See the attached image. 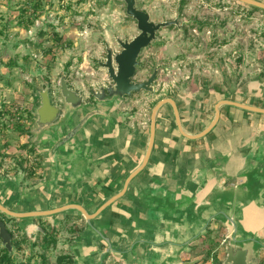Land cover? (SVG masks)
Wrapping results in <instances>:
<instances>
[{"label": "water", "instance_id": "obj_1", "mask_svg": "<svg viewBox=\"0 0 264 264\" xmlns=\"http://www.w3.org/2000/svg\"><path fill=\"white\" fill-rule=\"evenodd\" d=\"M123 1L139 33L131 40L119 39L118 52L107 48L101 65L112 84L94 90L93 102H85V96L69 86L67 73L59 81L61 102L53 101L49 86L37 92L28 133L43 158L44 179L27 188L22 186V168L12 178L0 174V215L15 220L32 247L44 235V224L55 227L68 217L83 218L85 228L76 232L69 246L73 264H105L109 256L123 264H196L208 257L185 261L182 254L192 252L190 244L207 235L215 220L224 227L221 264H260L264 124L234 128L183 168L166 160L138 179L151 166L163 107H171L183 139L200 141L217 127L225 107L264 115V81L227 83L228 96L214 104L210 123L197 132L187 131L188 121L173 96L160 99L152 108L140 157L127 164L123 159L133 156L143 131L132 132L127 123L130 114L120 106L135 93L153 91L156 69L146 81L134 79L141 53L158 39L159 31L180 24L178 19L156 23L139 8L138 0ZM234 1L264 11L262 0ZM187 85L183 82L175 93L188 103L187 115H193L198 111L196 98L186 100ZM204 103L198 115L204 113ZM163 151L162 155H172ZM116 163L125 170L121 178ZM0 241L8 256L16 258L13 235L1 218Z\"/></svg>", "mask_w": 264, "mask_h": 264}, {"label": "rangeland", "instance_id": "obj_2", "mask_svg": "<svg viewBox=\"0 0 264 264\" xmlns=\"http://www.w3.org/2000/svg\"><path fill=\"white\" fill-rule=\"evenodd\" d=\"M138 3L152 21L178 19L180 25L162 29L158 39L141 53L136 81L146 80L158 63L166 64L159 66L161 77L153 84L152 93L142 91L123 105L135 112L130 119L133 126L147 127L152 103L170 94L183 77L212 78L215 86H220L223 78L227 84L262 77L263 10L234 0ZM138 33L137 22L127 15L123 0H0V105L12 111L0 125H9V139L30 136L38 91L49 86L53 101L61 102L59 81L66 73L69 86L83 94L85 102H93L94 90L112 84L101 65L107 48L118 52L119 39L131 40ZM82 223L77 217H68L55 227L46 223L57 241L48 249L42 235L32 247L25 234L9 223L15 236L23 234L28 242L13 258L27 264H58L59 257L69 254L76 235L73 232ZM107 264L117 263L109 259Z\"/></svg>", "mask_w": 264, "mask_h": 264}, {"label": "crops", "instance_id": "obj_3", "mask_svg": "<svg viewBox=\"0 0 264 264\" xmlns=\"http://www.w3.org/2000/svg\"><path fill=\"white\" fill-rule=\"evenodd\" d=\"M251 79H256V78H251ZM257 79H261V81H264V70L262 73V77H259V78L257 77ZM237 82H238L237 83L238 86H241L244 83V81H242L241 84H239L240 83L239 81ZM205 89L199 88L198 90L192 91L188 89V85H187L186 90L183 91V95H185L186 100L196 98L194 99V102H196L194 104L196 106L195 110H198V111H196L193 115H187L186 113L188 112L187 109L189 107L187 102L177 97L176 93H175V96H173L179 103L182 115L186 118V121H188V124L186 123L185 127L187 131L189 132H197L203 129L204 127H206L210 123L213 117L214 104L218 100L228 96L226 95L228 88L227 90H213V88L212 89L209 88V93H206V94H205ZM176 90L181 91L180 88ZM194 95H196V97H194ZM203 100L205 101V103ZM125 101L120 106V110L125 111L122 108ZM202 102L204 103L203 105L204 113L202 115H198L200 112L199 107ZM127 123L130 129L132 130V132L143 131V135L139 141L138 147L135 153L133 154V156L131 158L123 159L127 164L132 165L138 160V158L141 155V152L143 151L145 141L147 138L149 125H148V128L147 127L137 128L131 124L129 119L127 120ZM244 124H249V125L250 124H264V115L246 112V111L238 110L235 108L225 107L222 109L221 119L217 127L203 140L192 142L185 138L183 139V137L179 134L174 117H173L171 107L170 106L163 107L158 116L157 140L155 142L156 147H155V153L153 156L151 166L146 171V173L141 175L138 181L142 180L147 174L151 173V171L154 170V167H156L155 170L160 168L162 161L173 160V161H176L179 168H183L184 165H187L189 161L194 159L195 154L213 145V143L215 144L216 140L223 134H226L230 132L232 129L240 127ZM23 141L24 142L29 141L30 143V136H23ZM31 145L35 148V151L37 153V159L34 162H32V164H34V166L32 167L33 169L32 176H30L29 179H24V181L22 182V186H25L27 188H31L37 185L40 181L44 179L43 177L44 168L41 165L43 158L40 155L39 151L36 149V146L34 144H31ZM163 150L169 152L172 155H162V152H164ZM6 162L10 164L9 160H7ZM9 164L7 165L9 166ZM116 169L118 171L117 178H121L122 176L125 175V170H123L117 163H116ZM0 174L8 178H12V176L16 175V174H11L7 172L4 173L2 171H0ZM77 218H81V217H77ZM5 219L7 218L5 217ZM81 219L83 223L81 226H79L80 231L85 228V221L83 218ZM10 221H15V220H10ZM9 223H13V222H9ZM9 223L6 222V225H8L7 226L8 228L10 226ZM15 223L17 225L16 221ZM220 229L222 231H219ZM208 230L209 232L207 235L202 236L200 239L190 244V247L194 249L192 250L191 253H183L182 254L183 260L186 261V260H191V259L207 256L208 257L207 259H203L196 264H220L221 263L222 259L225 258L224 227L220 222L213 220L210 226L208 227ZM75 236L76 235H74L73 238ZM215 238L216 240L221 241L220 248L216 251L214 250L212 254L209 256L208 254L209 247L207 246V244L204 243V241L212 240ZM69 254L72 256L71 252H69ZM260 257H261L260 264H264V250L261 252ZM109 259H113L117 264H123V263L117 262L112 256H109L106 259V261H104L105 264H107V261Z\"/></svg>", "mask_w": 264, "mask_h": 264}, {"label": "flooded vegetation", "instance_id": "obj_4", "mask_svg": "<svg viewBox=\"0 0 264 264\" xmlns=\"http://www.w3.org/2000/svg\"><path fill=\"white\" fill-rule=\"evenodd\" d=\"M182 30H184V27L182 28ZM150 45L148 47H150ZM147 48H145V49H147ZM175 63H176V65H178V64L181 66L183 65L182 63H178V62H175ZM165 64L166 63H162V64L158 63L156 66H154L152 72L148 76V78H149L153 74L154 70L155 69L157 70L156 77H155L153 84L156 83V81L158 79H160V77H161L159 66H162ZM167 66H169V65H167ZM167 71H168V68H167ZM178 71L180 72V69ZM178 71H175L174 73L176 75H178V73H177ZM148 78H146V80ZM146 80H144V81H146ZM185 81L188 82V89L192 90V91L198 90L200 88V84H201L203 89L209 87L210 89L213 88V90H227V87H226L227 81L225 78L222 79V84H220V86H215L212 78H204L203 79L200 76L183 77L182 79H180L178 81V84H176V87H174L172 89V92L170 94H164V95L160 96L159 98H157L154 103H152V106L150 107V113L152 114V108H154L155 103L158 102L160 99L165 98L167 96H175L176 89H178L180 84L185 82ZM241 83L242 82H240L239 84H241ZM152 88H153V85H152ZM152 92L153 91H151L150 93H152ZM138 94L139 93H135L133 97H135ZM133 97L127 98L124 104H126ZM90 99H92V96L90 97ZM7 107L8 106L0 105V122L2 120H4L6 117H11L10 115H12V111L11 110L9 111ZM124 110L129 112L130 115L128 116V119L130 120L134 116L133 113H135V112L133 111V109L128 110L125 108ZM151 114H149V123L151 121ZM149 123H148V125H149ZM1 125H0V171H2L4 173L7 172V173H11V174H17V173H19V168H22L23 172L25 173V179H29L31 174L33 173L32 167L34 166V164H32V162H34L37 159V153L35 151V148L29 143V141H26V142L23 141V136H29V135L23 134L22 136L17 135L14 137L10 135L11 139H9V134H11L10 133L11 131H10V129L6 128V127H9V125H6V126L3 125L2 128H1ZM148 125H147V128H148ZM17 141L20 142V145H17V146L15 144L12 145L14 142L16 143ZM7 160H9L10 164L6 162ZM7 164H9V166ZM0 218L5 221V217L3 215H0ZM219 248L220 247H217L216 250H218Z\"/></svg>", "mask_w": 264, "mask_h": 264}, {"label": "trees", "instance_id": "obj_5", "mask_svg": "<svg viewBox=\"0 0 264 264\" xmlns=\"http://www.w3.org/2000/svg\"><path fill=\"white\" fill-rule=\"evenodd\" d=\"M56 36H57V40L61 41V38L59 37V35L56 34ZM31 176H32V174H31ZM5 221L7 223L13 222V224H14L15 228L17 229V231L20 232V229L16 225L15 221H10V220H7V219H5ZM43 228L45 230L44 235H42L43 236V240H44V247H45V249H48L52 245L53 246L56 245L57 241H56V239L54 237V234H50L48 232V230L46 228V225ZM10 231H11V234L13 235L14 244L16 245L17 250L19 252L23 251L24 245L28 243L27 240H26V237L23 234H21L20 236H15V234H14L15 232L13 230H10ZM78 231H80L79 227H77L76 231L73 232V233L76 234V232H78ZM204 243L207 244V246L209 247L208 254L210 256L214 250L216 251L217 247H220L221 241L220 240H216V238H215V239H212V240H205ZM58 261H59L58 264H73L72 263L73 259H72V256L70 254H68L66 256L59 257ZM0 264H27V263L26 262H16V260L13 257H9L8 256V251L6 249L1 248V250H0Z\"/></svg>", "mask_w": 264, "mask_h": 264}]
</instances>
